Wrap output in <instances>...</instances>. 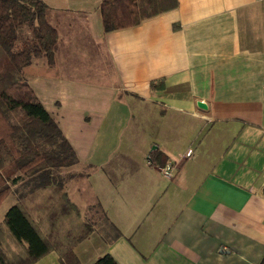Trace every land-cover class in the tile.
I'll use <instances>...</instances> for the list:
<instances>
[{"label":"crops","instance_id":"1","mask_svg":"<svg viewBox=\"0 0 264 264\" xmlns=\"http://www.w3.org/2000/svg\"><path fill=\"white\" fill-rule=\"evenodd\" d=\"M66 1L65 8L45 2L57 45L91 29L115 78L104 91L112 101L86 112L63 96L51 112L78 160L66 169L64 192L73 204V189L84 196V209L75 205L93 227L74 249L80 264L105 254L116 264H258L264 0H177L174 10L111 33L103 32L99 11H89L90 1L99 8L103 0ZM58 56L43 69L47 79ZM156 81L162 87L151 89ZM114 99L123 113L112 110ZM73 114L77 137L69 130ZM167 163L176 166L171 181L159 170ZM93 237L96 244L81 250ZM34 264L60 263L51 252Z\"/></svg>","mask_w":264,"mask_h":264},{"label":"trees","instance_id":"2","mask_svg":"<svg viewBox=\"0 0 264 264\" xmlns=\"http://www.w3.org/2000/svg\"><path fill=\"white\" fill-rule=\"evenodd\" d=\"M176 7L177 0H103L98 11L103 32L111 33ZM22 28L28 37L20 40ZM57 44L42 0H0V204L20 180L31 184L5 214L0 264H34L51 252L60 264H80L74 249L93 231L63 189L60 171L78 164L75 152L22 75L32 58L52 66ZM93 264L116 263L105 254Z\"/></svg>","mask_w":264,"mask_h":264},{"label":"rangeland","instance_id":"3","mask_svg":"<svg viewBox=\"0 0 264 264\" xmlns=\"http://www.w3.org/2000/svg\"><path fill=\"white\" fill-rule=\"evenodd\" d=\"M42 1L44 3L48 2L50 6L54 5L59 8H65L63 6H68L69 4V1L66 0ZM98 4V1H90L89 11L91 15L98 14ZM71 8H74V6H71ZM79 29L80 27L76 25L73 30L77 31ZM90 30L91 29H88L86 32H83L80 39L76 37V42L74 43L71 42V39L65 44L57 45L58 47L56 48L55 55L59 54V58L57 59L55 68L49 71L51 72V74H49V79H47L43 71L44 67H47L45 66L47 62L44 58H32V63L22 71L24 79L34 90L45 110L51 115V112H53L52 110L56 107L55 101L63 96H67L71 102H79L84 105L85 107L80 109L86 112L91 111L92 107L90 106L96 101H112L113 99L112 92L108 94V92L106 93L104 91L114 88L115 78L109 61H107L105 53L102 50V46L96 43L94 34L91 33ZM18 34L20 40L28 37L26 28L20 29ZM70 38L71 37H69V39ZM34 65L38 70L33 67ZM105 74H107V76H105ZM58 79L66 80L68 84H58ZM114 103L117 104L112 106V110L118 114L123 113V102L120 103V101H115L114 99ZM52 116L55 117L54 115ZM73 116V120L68 122L70 123L69 130L71 134L76 136L81 132V125L77 123L75 114H73ZM61 127L64 128L65 131L67 130L66 124L61 123ZM66 173V170L60 171L62 179L66 178ZM30 186L31 184L26 185V180H20L16 186L12 187L10 194L2 201L0 204L1 229H4L3 221L6 212L18 202L20 194L23 195L29 191ZM83 197L76 189H73V192H71L72 200L80 209H84V206H82L84 202ZM95 242L96 238L93 237L90 242L84 243L80 249L89 248L90 243L96 244ZM7 244L10 248L9 250L13 252V244L9 241H7ZM49 257L56 256L55 254H50Z\"/></svg>","mask_w":264,"mask_h":264},{"label":"built area","instance_id":"4","mask_svg":"<svg viewBox=\"0 0 264 264\" xmlns=\"http://www.w3.org/2000/svg\"><path fill=\"white\" fill-rule=\"evenodd\" d=\"M159 170L165 180L171 181L174 177L176 166L174 164L167 163L164 167L160 168Z\"/></svg>","mask_w":264,"mask_h":264},{"label":"water","instance_id":"5","mask_svg":"<svg viewBox=\"0 0 264 264\" xmlns=\"http://www.w3.org/2000/svg\"><path fill=\"white\" fill-rule=\"evenodd\" d=\"M198 106L204 108L205 106L202 103H198Z\"/></svg>","mask_w":264,"mask_h":264}]
</instances>
